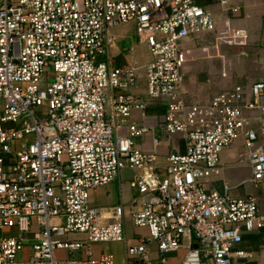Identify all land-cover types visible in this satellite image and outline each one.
I'll list each match as a JSON object with an SVG mask.
<instances>
[{
	"label": "built area",
	"instance_id": "2783aa9c",
	"mask_svg": "<svg viewBox=\"0 0 264 264\" xmlns=\"http://www.w3.org/2000/svg\"><path fill=\"white\" fill-rule=\"evenodd\" d=\"M215 1L239 15L233 0ZM130 24L151 57L147 100L132 92L136 64L110 68L101 60L111 32ZM215 29L213 14L194 0H0V231L15 233L0 236V264H167L166 255L180 250V264L250 256L235 247L264 229L256 199L207 183L240 138L249 182L264 183V81L236 84L204 104L183 99L181 44ZM154 101L165 111L147 125ZM135 112L143 123L130 121ZM156 128L184 142L162 167ZM145 137L150 152L135 141ZM123 171L147 198L128 213L146 233L119 260L91 247L125 243L123 213L89 199Z\"/></svg>",
	"mask_w": 264,
	"mask_h": 264
},
{
	"label": "crops",
	"instance_id": "0c3cea01",
	"mask_svg": "<svg viewBox=\"0 0 264 264\" xmlns=\"http://www.w3.org/2000/svg\"><path fill=\"white\" fill-rule=\"evenodd\" d=\"M197 5L213 14L216 29L213 34H206L195 39H189L181 44L183 50L189 49L191 43L195 42V55H203V48L197 46L204 38H209L208 45H212L214 40L219 39L224 33L230 35L232 33L239 34L243 37L244 43L247 45L245 50L254 52L264 39V0H233V5L239 7V15H232L226 8L219 5L215 0H194ZM113 44L102 61H105L110 68H120L132 64L139 67V82L138 87L132 90L133 93L140 94L146 99L144 67L150 60V54L147 47L140 42L134 24L114 29L111 32ZM201 45L200 47H206ZM191 47V46H190ZM261 47L262 44H261ZM192 52L191 50H188ZM183 54V58H184ZM264 69V68H263ZM258 72L253 81L254 83L264 81V70ZM183 73H187L191 77H184L183 99L189 104H204L209 102L217 94L228 90L229 88H216L211 84H201L197 80L193 81L191 70L185 67L182 60ZM255 75V74H254ZM252 75V76H254ZM251 76V77H252ZM250 77V78H251ZM252 83V84H254ZM240 85H244L239 83ZM252 84L244 85L250 87ZM233 87V86H232ZM231 88V87H230ZM165 107L157 101L151 102L146 110L148 118L145 122L142 119L141 113H134L130 119L133 122L146 123L147 125H155L157 118L164 114ZM158 137L163 148L159 150L161 155L158 161L159 166L166 164L165 157L169 152L178 151L184 152V142L179 135L166 138L161 136L156 128L153 137ZM138 147L150 152L152 148V138L145 137L144 139L135 140ZM251 171L246 160V149L242 138L238 139L230 148L225 149L220 158V175L207 183L209 190H216L222 193L225 187L229 188V193L233 197L244 198L248 195L253 196L258 205L259 213L264 216V183L259 186L252 185L249 180ZM134 180V174L131 171H123L118 179L106 187H102L92 191L90 194L91 205L96 208L118 207L123 213L124 221L126 222V241L124 244H104L92 245L91 249L94 255L101 252L113 253L117 259L125 258V249L127 246L136 243L135 239H139L140 235L146 233L143 229H135L130 223L129 212L133 208H140L147 201L146 197L139 196L135 189L131 188L130 183ZM14 230L4 229L0 231V236L14 235ZM82 236H74L73 239H82ZM111 245V246H109ZM235 250H242L250 254L246 258L232 257L231 264H264V229L246 234L243 236V241L235 247ZM185 251L180 250L176 253L166 255L167 264H180L184 257ZM151 255L156 258L157 252L155 246L151 247ZM209 264V263H207Z\"/></svg>",
	"mask_w": 264,
	"mask_h": 264
},
{
	"label": "rangeland",
	"instance_id": "374dc122",
	"mask_svg": "<svg viewBox=\"0 0 264 264\" xmlns=\"http://www.w3.org/2000/svg\"><path fill=\"white\" fill-rule=\"evenodd\" d=\"M208 39L204 38L197 46L203 48V55H195V42L190 44L189 49L183 50L185 56L183 63L188 70H191L193 81L211 84L216 88H230L239 83L244 85L254 83L253 81L256 80L254 78L264 68V39L261 41L263 47L260 44L254 52L251 50L246 52L247 45L239 34L232 33L230 36L224 33L222 37L214 40L212 45L207 46ZM201 45L206 47H200ZM183 75L187 77L188 74L183 73ZM189 75L188 77H191Z\"/></svg>",
	"mask_w": 264,
	"mask_h": 264
}]
</instances>
